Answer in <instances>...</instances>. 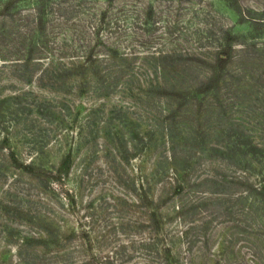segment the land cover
<instances>
[{
  "label": "rangeland",
  "instance_id": "obj_1",
  "mask_svg": "<svg viewBox=\"0 0 264 264\" xmlns=\"http://www.w3.org/2000/svg\"><path fill=\"white\" fill-rule=\"evenodd\" d=\"M35 1L0 0V264H264V0Z\"/></svg>",
  "mask_w": 264,
  "mask_h": 264
},
{
  "label": "trees",
  "instance_id": "obj_2",
  "mask_svg": "<svg viewBox=\"0 0 264 264\" xmlns=\"http://www.w3.org/2000/svg\"><path fill=\"white\" fill-rule=\"evenodd\" d=\"M35 3H36V5H38L37 6V9H36V15H37V17L39 16L38 18H40L39 20L41 21V20L44 19L43 11H42V9L44 8L43 7L44 6V0H36ZM40 32H41V23L38 25V28L35 31V37H38L39 38L41 36V33ZM37 45H38V43L34 42L30 46V54L28 55L27 58L24 59V61H28V62H33V61L39 62L38 58H33L31 56V54L34 52V49L37 48ZM57 68H60V72H61L62 75H63V73L64 74H66V73H69V74L74 73V75H75L76 73H78L79 65L76 64V63H72L71 65H67V64H64V63H62L60 61V62H57L55 65H53V67H51V69L50 68H45V69L42 70V72L43 73L50 72L51 74L56 75L58 77V74L60 72L57 73V71H59ZM55 73H57V74H55ZM14 98H18V97H14ZM3 101H4V99L3 100H0V104H2ZM50 102H51V100L49 101L47 98H44V97L42 98L41 97V98H39V100L36 103H34V104L31 103V104H32V108L35 109L36 104H38L37 107L40 108L41 107V104H49L48 106H50L51 105ZM53 102L56 103V104H58L54 100H53ZM5 104H7L8 106H5L2 109L0 108V111L3 112L4 115L10 113L11 115L15 116L16 113H20V112H18V108H17L18 105L17 104H15V107L14 108L12 106H9L10 104L7 103V102H5ZM9 107H10V109H9ZM58 113L61 114L62 111H60ZM43 149L46 150V148H43ZM70 153L71 152L68 151L67 153L64 152V153L60 154V156H57L54 160H50V163H51L50 165L53 168L62 169L63 162H64L65 159L67 160V157L70 156ZM66 160H65V162H66ZM31 164L32 165L41 166L43 168H47V166H48V164L47 165H44L41 162L40 159L34 160ZM56 164H57V167H55Z\"/></svg>",
  "mask_w": 264,
  "mask_h": 264
}]
</instances>
